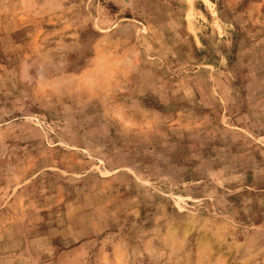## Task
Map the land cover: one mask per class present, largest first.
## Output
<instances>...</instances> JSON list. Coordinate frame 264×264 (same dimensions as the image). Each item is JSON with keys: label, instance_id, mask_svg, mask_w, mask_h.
I'll return each mask as SVG.
<instances>
[{"label": "rangeland", "instance_id": "rangeland-1", "mask_svg": "<svg viewBox=\"0 0 264 264\" xmlns=\"http://www.w3.org/2000/svg\"><path fill=\"white\" fill-rule=\"evenodd\" d=\"M0 264H264V0H0Z\"/></svg>", "mask_w": 264, "mask_h": 264}]
</instances>
